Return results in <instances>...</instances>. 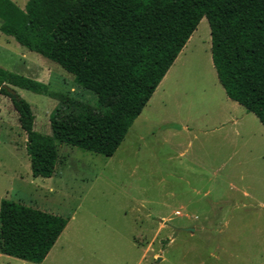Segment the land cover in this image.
Listing matches in <instances>:
<instances>
[{"label": "rangeland", "instance_id": "1", "mask_svg": "<svg viewBox=\"0 0 264 264\" xmlns=\"http://www.w3.org/2000/svg\"><path fill=\"white\" fill-rule=\"evenodd\" d=\"M14 1L24 8L28 0ZM0 65L97 101L60 64L1 31ZM15 89L31 104L34 131L56 141L59 154L51 177L33 175L28 131L0 93V201L69 221L42 262L0 252V264H264V127L249 112L245 146L227 139L222 119L245 109L218 79L206 17L112 156L55 139L50 115L68 106Z\"/></svg>", "mask_w": 264, "mask_h": 264}, {"label": "trees", "instance_id": "2", "mask_svg": "<svg viewBox=\"0 0 264 264\" xmlns=\"http://www.w3.org/2000/svg\"><path fill=\"white\" fill-rule=\"evenodd\" d=\"M206 17L211 54L227 96L264 125V0H0V31L60 64L95 104L0 65V93L9 96L27 130L34 176L51 177L57 143L33 129L31 104L15 87L59 100L52 136L112 156ZM63 215L13 199L0 201V252L42 262L65 229Z\"/></svg>", "mask_w": 264, "mask_h": 264}, {"label": "crops", "instance_id": "3", "mask_svg": "<svg viewBox=\"0 0 264 264\" xmlns=\"http://www.w3.org/2000/svg\"><path fill=\"white\" fill-rule=\"evenodd\" d=\"M195 32V31H194ZM192 36V35H191ZM190 40V39H189ZM188 42V41H187ZM187 44V43H186ZM186 46V45H185ZM185 46L183 47V49L181 50V52L184 50ZM180 52V53H181ZM179 53V54H180ZM179 56V55H178ZM176 61V60H175ZM174 61V62H175ZM230 100H232L231 98H229ZM234 101V100H232ZM149 102V101H148ZM235 103H237L236 105H238L239 107L242 106L244 109L245 107L241 104H239L237 101H235ZM145 108V107H144ZM246 111V112H245ZM143 112V111H142ZM142 112L141 114L137 117V119L142 115ZM252 113L253 115H255L253 112H250ZM255 117H257L255 115ZM258 118V117H257ZM136 119V120H137ZM253 116H250L249 114V111L247 112V110H242L241 112V116H238V115H231V116H227L224 118V120L222 119V123H221V126H222V129L224 127V124H230V135L227 136V139L235 142L236 140H242L240 146L241 147H244L245 144L247 143L245 140L247 138H249L252 134V126H253ZM260 121V120H259ZM135 122V121H134ZM261 123V122H260ZM134 124V123H133ZM262 124V123H261ZM263 125V124H262ZM132 127V126H131ZM130 127V128H131ZM264 127V125H263ZM129 132V131H128ZM245 136H247V138H245ZM245 138V139H244Z\"/></svg>", "mask_w": 264, "mask_h": 264}, {"label": "water", "instance_id": "4", "mask_svg": "<svg viewBox=\"0 0 264 264\" xmlns=\"http://www.w3.org/2000/svg\"><path fill=\"white\" fill-rule=\"evenodd\" d=\"M191 230H193V228H190Z\"/></svg>", "mask_w": 264, "mask_h": 264}]
</instances>
